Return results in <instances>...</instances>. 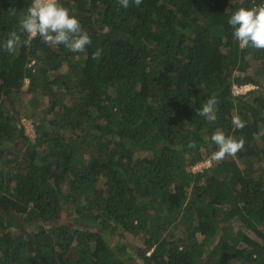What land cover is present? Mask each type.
<instances>
[{"label":"trees","instance_id":"trees-1","mask_svg":"<svg viewBox=\"0 0 264 264\" xmlns=\"http://www.w3.org/2000/svg\"><path fill=\"white\" fill-rule=\"evenodd\" d=\"M30 3L0 0V264H264V49L228 23L264 0H60L86 50L9 53ZM217 130L244 150L214 161Z\"/></svg>","mask_w":264,"mask_h":264},{"label":"clouds","instance_id":"clouds-1","mask_svg":"<svg viewBox=\"0 0 264 264\" xmlns=\"http://www.w3.org/2000/svg\"><path fill=\"white\" fill-rule=\"evenodd\" d=\"M120 6L127 8L130 3L139 6L142 0H118ZM11 15H15V8H10ZM229 25L234 29L233 36L241 48L251 46L255 49H264V4L252 8L240 7L234 11L229 20ZM20 33L26 34L22 41L17 31H12L4 43V48L9 53H16L21 44L30 45L31 41L39 36L42 41L50 46L63 44L71 52H84L92 43L89 34L83 29L79 18L63 7L60 0H31L19 21ZM100 49L93 54V59H99ZM248 84V83H246ZM249 90V89H248ZM217 98L212 96L196 109V116H202L209 121H215V108ZM236 129H243L246 124L239 117L232 118ZM218 150L212 153L214 161H222L227 156H236L245 148L243 138L236 139L217 130L211 137ZM190 148H195V141H189Z\"/></svg>","mask_w":264,"mask_h":264},{"label":"rangeland","instance_id":"rangeland-1","mask_svg":"<svg viewBox=\"0 0 264 264\" xmlns=\"http://www.w3.org/2000/svg\"><path fill=\"white\" fill-rule=\"evenodd\" d=\"M254 64L255 63H253V62H251V65L248 67V70H247V73H254ZM212 68H214V66L212 65ZM62 70L63 71H66V70H68V63H65L64 64V66L62 67ZM264 78V77H263ZM28 82H29V80L28 79H26V81H25V85H28ZM258 85L257 84H255V83H248V84H245V88L244 89H247L248 87L249 88H255V87H257ZM22 121H23V123H24V125H25V129H26V132L30 135V136H34L35 135V127H34V125H33V121H32V119L31 118H27V117H24V118H22ZM211 164V159L210 158H207L206 160H202V161H199L198 163H196L194 166H193V169L194 170H200V169H202V168H204L205 166H208V165H210ZM249 233H251V234H253L254 235V233L253 232H251V231H249ZM115 236V238H114V240L116 241V243L117 242H122V240H124V238L123 239H119V236L118 235H114ZM129 239V241H134L135 239H139L138 237H135V236H133V235H131V234H126V240H128ZM136 240V241H137ZM111 244H113V242H111ZM114 245V244H113Z\"/></svg>","mask_w":264,"mask_h":264},{"label":"built area","instance_id":"built-area-1","mask_svg":"<svg viewBox=\"0 0 264 264\" xmlns=\"http://www.w3.org/2000/svg\"><path fill=\"white\" fill-rule=\"evenodd\" d=\"M245 88V84L243 85H233V91L235 93H240V92H246L248 89H250L249 87L247 89H244Z\"/></svg>","mask_w":264,"mask_h":264}]
</instances>
